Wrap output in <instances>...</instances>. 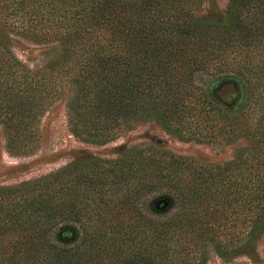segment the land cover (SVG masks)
Returning a JSON list of instances; mask_svg holds the SVG:
<instances>
[{"label":"trees","instance_id":"1","mask_svg":"<svg viewBox=\"0 0 264 264\" xmlns=\"http://www.w3.org/2000/svg\"><path fill=\"white\" fill-rule=\"evenodd\" d=\"M1 1L5 24L27 17L17 29L54 49L30 66L0 34V128L10 153L33 152L39 119L67 86L68 125L85 143L154 120L179 137L206 131L233 152L207 163L133 145L0 185V264H204L210 247L226 260L254 248L264 231V0H231L219 23L187 24L185 15L168 20L167 8L190 11L178 0ZM229 68L255 83L233 117L198 81Z\"/></svg>","mask_w":264,"mask_h":264},{"label":"rangeland","instance_id":"2","mask_svg":"<svg viewBox=\"0 0 264 264\" xmlns=\"http://www.w3.org/2000/svg\"><path fill=\"white\" fill-rule=\"evenodd\" d=\"M163 1V0H161ZM175 1V2H174ZM185 1L189 10L186 13H179L178 7L168 9L169 22H176L174 19L180 17L181 22L196 23L197 19H204L213 23H219L225 16L231 0H178ZM3 0L1 3L3 4ZM176 3V0H173ZM187 15V16H186ZM27 17H21L17 21L9 20L5 24L0 14V34L4 31L10 38L9 43L14 53L26 64L34 66L41 64L54 54L51 45L34 40L23 33L18 23ZM165 16L160 19L165 20ZM183 18V19H182ZM168 28H172L170 25ZM260 64L264 74V45H261ZM235 61V60H234ZM243 70L246 68L243 67ZM264 76V75H263ZM200 84L210 92L216 99V106L227 111L230 117L238 116L242 111V105L250 99L254 86L252 74L249 71L238 69H224L214 77L202 75L198 77ZM262 90L264 101V77L259 86ZM72 88L67 86L60 98H56L46 108L44 114L38 121V139L33 152L27 155H14L8 151L5 145L0 128V185L12 186L25 180L35 178L39 175L49 173L67 163L79 159L82 155L89 154L103 158H115L121 151L130 146L140 149L147 148L146 144L155 143L164 146L167 150L176 155L196 157L201 162H221L231 159L233 147L225 144L218 138L205 137L206 131L201 136L179 137L171 134L161 124L154 120L137 121L134 128L121 133L116 139L102 145L88 144L74 136L68 125L65 103L71 95ZM225 113V112H224ZM264 115V110L262 111ZM192 124L195 121H191ZM264 122V118H263ZM186 127L189 125L185 124ZM240 140V136L236 137ZM200 253V252H199ZM198 253V256H199ZM251 254V258L248 256ZM204 264H264V231L259 235L253 249L248 252L231 254L228 260L224 259L213 248H207ZM198 259V258H197Z\"/></svg>","mask_w":264,"mask_h":264}]
</instances>
